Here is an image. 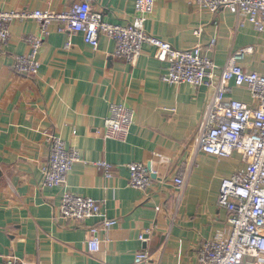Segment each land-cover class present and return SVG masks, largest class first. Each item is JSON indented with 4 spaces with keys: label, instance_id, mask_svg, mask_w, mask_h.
Segmentation results:
<instances>
[{
    "label": "crops",
    "instance_id": "obj_1",
    "mask_svg": "<svg viewBox=\"0 0 264 264\" xmlns=\"http://www.w3.org/2000/svg\"><path fill=\"white\" fill-rule=\"evenodd\" d=\"M75 0H0V10L67 11ZM134 0H94L92 9L112 24L131 22ZM242 16L227 10H201L190 0H155L145 31L179 50L200 46L221 67L242 47L254 46L242 65L260 71L264 41ZM59 23L41 34L33 18L14 19L7 43H0V264L13 255L29 264H199L201 245L226 240L228 213L217 206L220 182L243 168L242 156H209L196 147V136L213 88L161 82L165 63L145 46L134 65L114 55L115 43L101 35L97 48L79 32L60 31ZM42 45L35 75L15 70L16 57L30 51L28 35ZM213 40V42H212ZM232 98L251 104L243 88ZM123 103L134 110L124 143L102 137L108 105ZM46 133L77 148L60 188L44 185L48 157ZM109 164L106 170L95 165ZM140 162L153 172L150 187L128 185L127 164ZM106 171L109 175H107ZM183 177L178 188L173 179ZM90 197L102 207L101 217L82 222L63 218L62 193ZM98 226L100 249L89 251V229ZM147 231L146 241L139 235Z\"/></svg>",
    "mask_w": 264,
    "mask_h": 264
},
{
    "label": "built area",
    "instance_id": "obj_2",
    "mask_svg": "<svg viewBox=\"0 0 264 264\" xmlns=\"http://www.w3.org/2000/svg\"><path fill=\"white\" fill-rule=\"evenodd\" d=\"M94 0H75L67 11L54 14L48 10L22 12L0 10V43L5 44L10 37V23L14 19L33 18L41 24V34L48 33L52 23H59L60 31L79 32L83 41L97 48L103 35L115 43L114 55L124 58L134 65L145 46L156 51V58L165 63L161 82L167 84H189L197 88L201 85L213 88L198 134L196 147L215 158H228L234 153L242 156L244 166L221 180L217 206L227 213L230 233L226 240H209L202 243L199 264H264V63L260 71H247L242 62L254 52V46L242 47L231 54L227 62L219 67L211 57L202 52L200 46L179 50L170 43L145 31V22L154 11L155 0H134V15L131 22L112 24L103 20L102 14L92 9ZM201 10L216 13L227 10L242 16L240 25L246 21L253 26L264 41V0H190ZM26 41L30 51L16 57L15 70L23 75H35L40 63V36L28 35ZM213 42V40H212ZM233 88L247 90L251 104L231 97ZM134 121V110L123 103L108 105L103 119L102 137L124 143ZM48 157L42 168L44 185L60 188L74 162L78 160L77 148H68L65 141L56 135L46 133ZM97 167L109 169L104 161L95 163ZM128 185L145 191L151 185L153 172L145 164H127ZM107 175L108 172L106 171ZM180 188L183 177L173 179ZM102 207L90 197L70 191L62 193L59 212L61 217L82 222L92 217H101V228L116 224L107 218ZM91 237L87 241L89 251L100 249L98 226L89 229ZM147 231L139 235L146 241ZM146 250L138 251L134 264L148 262ZM4 264H29L13 255L5 256Z\"/></svg>",
    "mask_w": 264,
    "mask_h": 264
},
{
    "label": "water",
    "instance_id": "obj_3",
    "mask_svg": "<svg viewBox=\"0 0 264 264\" xmlns=\"http://www.w3.org/2000/svg\"><path fill=\"white\" fill-rule=\"evenodd\" d=\"M149 169H150V168H149ZM152 177H154L153 174H152Z\"/></svg>",
    "mask_w": 264,
    "mask_h": 264
}]
</instances>
